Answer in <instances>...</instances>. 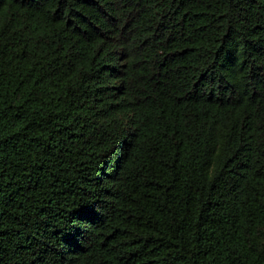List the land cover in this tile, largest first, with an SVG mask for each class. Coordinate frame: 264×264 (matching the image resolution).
I'll return each mask as SVG.
<instances>
[{"label": "trees", "instance_id": "16d2710c", "mask_svg": "<svg viewBox=\"0 0 264 264\" xmlns=\"http://www.w3.org/2000/svg\"><path fill=\"white\" fill-rule=\"evenodd\" d=\"M0 264H264V0H0Z\"/></svg>", "mask_w": 264, "mask_h": 264}]
</instances>
